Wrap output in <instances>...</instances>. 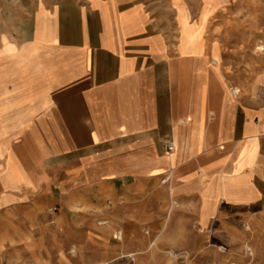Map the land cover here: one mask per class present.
Listing matches in <instances>:
<instances>
[{
    "label": "crops",
    "instance_id": "obj_1",
    "mask_svg": "<svg viewBox=\"0 0 264 264\" xmlns=\"http://www.w3.org/2000/svg\"><path fill=\"white\" fill-rule=\"evenodd\" d=\"M220 2L0 0V219L43 213L85 264L263 255L264 73L229 75Z\"/></svg>",
    "mask_w": 264,
    "mask_h": 264
},
{
    "label": "rangeland",
    "instance_id": "obj_2",
    "mask_svg": "<svg viewBox=\"0 0 264 264\" xmlns=\"http://www.w3.org/2000/svg\"><path fill=\"white\" fill-rule=\"evenodd\" d=\"M213 11V22L220 26L211 34L223 47L229 75L243 81L253 70L264 73V0H222ZM40 214L38 220L30 216L0 219V264H85L88 260L82 259L83 253L90 256L87 253L91 249L78 251L74 245L65 251L67 234L59 225L47 226L44 214ZM152 241L147 244V252L136 255L138 259L118 254L109 264H264V254L255 253L249 236L240 246L235 237L226 239L215 232L210 243H201L190 252L170 251L168 255L158 252V245ZM79 246L89 248L83 243Z\"/></svg>",
    "mask_w": 264,
    "mask_h": 264
},
{
    "label": "built area",
    "instance_id": "obj_3",
    "mask_svg": "<svg viewBox=\"0 0 264 264\" xmlns=\"http://www.w3.org/2000/svg\"><path fill=\"white\" fill-rule=\"evenodd\" d=\"M164 148L167 150V151H171L172 149H173V146H172V144L169 142V143H166L165 145H164ZM119 234H120V232H117V234H116V238H119L120 236H119ZM249 253H250V251H249Z\"/></svg>",
    "mask_w": 264,
    "mask_h": 264
},
{
    "label": "bare ground",
    "instance_id": "obj_4",
    "mask_svg": "<svg viewBox=\"0 0 264 264\" xmlns=\"http://www.w3.org/2000/svg\"><path fill=\"white\" fill-rule=\"evenodd\" d=\"M259 49H263L262 46H258Z\"/></svg>",
    "mask_w": 264,
    "mask_h": 264
}]
</instances>
